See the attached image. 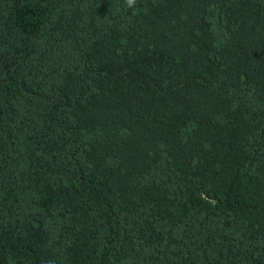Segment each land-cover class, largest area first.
I'll use <instances>...</instances> for the list:
<instances>
[{
	"label": "trees",
	"instance_id": "1",
	"mask_svg": "<svg viewBox=\"0 0 264 264\" xmlns=\"http://www.w3.org/2000/svg\"><path fill=\"white\" fill-rule=\"evenodd\" d=\"M0 264H264V0H0Z\"/></svg>",
	"mask_w": 264,
	"mask_h": 264
}]
</instances>
